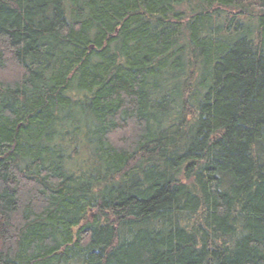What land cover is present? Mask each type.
Instances as JSON below:
<instances>
[{
	"label": "trees",
	"instance_id": "16d2710c",
	"mask_svg": "<svg viewBox=\"0 0 264 264\" xmlns=\"http://www.w3.org/2000/svg\"><path fill=\"white\" fill-rule=\"evenodd\" d=\"M0 264H264V0H0Z\"/></svg>",
	"mask_w": 264,
	"mask_h": 264
}]
</instances>
